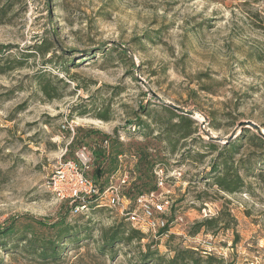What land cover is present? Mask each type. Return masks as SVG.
Listing matches in <instances>:
<instances>
[{
  "label": "rangeland",
  "instance_id": "rangeland-1",
  "mask_svg": "<svg viewBox=\"0 0 264 264\" xmlns=\"http://www.w3.org/2000/svg\"><path fill=\"white\" fill-rule=\"evenodd\" d=\"M5 20L0 48L7 49L0 51V62L24 65L0 73V227L25 215L46 222L64 215L71 204L48 192L44 182L60 159H71L88 163L89 177L99 164L106 175L115 166L113 179L125 172L123 194L157 186L161 177L159 191L169 199L175 222L167 237L130 224L144 238L138 245L116 247L110 257L98 251L99 233L128 224L120 210L134 199L124 196L114 208L75 211L83 216L70 219L90 220L94 227L92 241L65 245L56 264H137L148 246L165 258L179 247L222 258V264H264V181L245 177L242 191H218L206 175L216 153L204 147L210 138L222 144L232 133L239 135L244 121L264 134V0H23ZM52 29L58 45L71 51L74 62L81 61L67 73L53 59L61 54L55 47L44 56L26 57ZM114 46L127 55L120 57ZM94 49L101 53L83 57ZM39 70L63 80L60 97L47 100L38 91ZM155 95L190 112L196 122L197 133L173 154L156 139L160 129L153 121H147L154 130L148 138L142 129L127 130L140 103L160 110ZM101 106L109 108L110 121L95 118ZM65 122L73 132L62 129ZM106 138L110 144L104 148ZM115 149L134 159L114 160ZM201 153L206 155L198 159ZM215 217L217 228L192 233L195 224ZM0 259L34 264L1 249Z\"/></svg>",
  "mask_w": 264,
  "mask_h": 264
},
{
  "label": "trees",
  "instance_id": "trees-1",
  "mask_svg": "<svg viewBox=\"0 0 264 264\" xmlns=\"http://www.w3.org/2000/svg\"><path fill=\"white\" fill-rule=\"evenodd\" d=\"M22 1L0 0V24L5 23L6 16L12 11L13 6ZM53 33L55 34L54 29H52L48 39H43L41 42L31 46L30 53L26 57L33 56L30 54L44 56L55 47L58 49L57 51H61V54L59 56L55 54L53 59L55 58L60 65V69L64 73H67L70 69L77 67L81 61L74 62L75 57L72 53L70 54L71 51L63 50L58 45L57 40L54 39ZM4 49H7V47H1L0 51ZM102 49H105V47ZM112 50L120 57L121 55H127L126 50L122 47L114 46ZM95 53L101 52H96L94 49L92 53L86 54L83 57H94ZM76 54L81 55L82 53L78 51ZM102 54L104 57H108L111 52L106 51ZM1 58L3 56L0 57V61ZM47 62L52 63V59L47 60ZM23 65L24 62L21 60L4 65L0 62V73L20 68ZM59 83H63V80H57L56 76H52L44 70H39L35 75V85L47 100L60 97ZM156 102L160 107L159 111L140 103L133 115L134 122H127L129 124L127 130L135 132L142 129L145 131L143 136L148 138L153 135L154 130L151 126L152 124L147 121H153V124L157 125L160 129L156 139L168 144L170 147L168 153L173 154L180 142L197 133L196 122L192 117L177 113L158 100ZM141 117H145L148 120H141ZM95 118L103 122L110 121L109 108L101 106V108L97 109ZM108 144H110L109 139ZM72 146H74V143H72ZM204 147L207 153H216L206 175L208 176L207 179L209 178L208 181H210L208 182L209 185L215 187L218 191L227 195L242 191L246 187L245 177L257 178L264 181V138L252 129L242 127L239 135L235 134L232 138H227L222 144L217 140L208 139ZM248 149L252 150L249 151ZM119 153L120 151L117 149L112 150L114 160H116V156ZM136 155L138 154L136 153ZM204 155L206 154H197V157L198 159H202ZM99 165L95 168L93 176L88 177L101 188H104L111 174L113 173L114 175L117 170L114 166L113 170H111L112 173L106 175V172L100 170ZM94 176L95 179L93 178ZM100 178H104V182H99L98 179ZM147 185V187H142L145 188L144 191L136 195L134 190L129 188L123 196L131 200L137 195L156 189L155 182L152 185ZM86 208L87 211L93 212L104 207L97 206L95 201L91 200L86 204ZM76 216L83 215L76 214L75 205H71L66 207L64 215L52 222L42 221L28 215L15 218L8 225L0 227V249L12 259L20 255L29 263L56 264L62 259L65 245L79 246L80 243L92 241L91 231L94 227L90 226V220L82 223L78 220H72L74 218L70 219V217ZM219 223V217L206 219L195 224L192 228V233L196 234L201 229H206V231L213 230L218 227ZM224 227L227 228V226ZM99 234L100 246L98 251L101 255L105 254L110 257H114L116 254V247L131 246L133 243L138 245L145 236L141 230L133 228L129 223L125 224L123 222L103 229ZM172 239L173 236H170L166 241L171 242ZM137 259V264H222L224 262L222 258H217L209 253L200 254L197 250L179 247L173 249V255L170 258H165L159 255L157 251H152L148 246L145 252L138 255ZM0 264L6 263L0 259Z\"/></svg>",
  "mask_w": 264,
  "mask_h": 264
},
{
  "label": "built area",
  "instance_id": "built-area-1",
  "mask_svg": "<svg viewBox=\"0 0 264 264\" xmlns=\"http://www.w3.org/2000/svg\"><path fill=\"white\" fill-rule=\"evenodd\" d=\"M62 129L74 131L73 126L67 122L62 125ZM103 145L106 148L108 140ZM117 157L120 160L129 157L134 159V156L126 154H119ZM88 168V163L79 164L77 160L60 159L55 170L46 178L44 187L58 200L75 205V211L78 212L87 210L86 204L91 200L100 207L114 208L120 205L121 197H124L122 188L127 185V174L123 172L115 179L112 175L104 188H101L85 175ZM162 185L163 180L158 177L156 190L137 195L130 208H122L120 213L123 220L148 233L167 237L168 229L175 219L170 214L172 206L169 199L159 191Z\"/></svg>",
  "mask_w": 264,
  "mask_h": 264
},
{
  "label": "water",
  "instance_id": "water-1",
  "mask_svg": "<svg viewBox=\"0 0 264 264\" xmlns=\"http://www.w3.org/2000/svg\"><path fill=\"white\" fill-rule=\"evenodd\" d=\"M156 96V95H155ZM156 98L158 99V101L161 102L160 98L156 96ZM165 105H167L168 107H170L171 109H173L174 111H176L177 113H180V114H185V115H188V116H191V113L190 112H187L183 109H181L180 107H178L177 105H174V104H169V103H164ZM242 127H248L250 129H252L253 131H255L256 133H258L260 136H262L264 138V134L261 132V129L258 125H256L255 123L251 122V121H244V122H240L238 124V128H242ZM234 135L233 133L231 134V136L229 138H232ZM211 139V138H210ZM227 138H225L226 140ZM215 140H218V139H215ZM224 140V141H225Z\"/></svg>",
  "mask_w": 264,
  "mask_h": 264
}]
</instances>
